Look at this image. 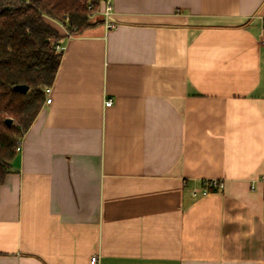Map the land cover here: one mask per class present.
Masks as SVG:
<instances>
[{
  "label": "crops",
  "instance_id": "obj_1",
  "mask_svg": "<svg viewBox=\"0 0 264 264\" xmlns=\"http://www.w3.org/2000/svg\"><path fill=\"white\" fill-rule=\"evenodd\" d=\"M110 5V29L52 22L61 60L0 185V264H264V0ZM205 179L223 190L194 195Z\"/></svg>",
  "mask_w": 264,
  "mask_h": 264
},
{
  "label": "trees",
  "instance_id": "obj_2",
  "mask_svg": "<svg viewBox=\"0 0 264 264\" xmlns=\"http://www.w3.org/2000/svg\"><path fill=\"white\" fill-rule=\"evenodd\" d=\"M104 0H0V185L16 148L42 108L61 60L53 25L79 34ZM28 87L26 93L13 90ZM6 119L12 123L7 126Z\"/></svg>",
  "mask_w": 264,
  "mask_h": 264
},
{
  "label": "built area",
  "instance_id": "obj_3",
  "mask_svg": "<svg viewBox=\"0 0 264 264\" xmlns=\"http://www.w3.org/2000/svg\"><path fill=\"white\" fill-rule=\"evenodd\" d=\"M103 5V10L97 11V14L103 19L104 25L107 29L113 28L114 25L109 21V16L111 15L112 7L110 5V0H104L102 3ZM62 26V25H61ZM63 27V26H62ZM66 35H72L69 33L64 27H63ZM56 49L61 50L62 48L59 45H56ZM45 95H46V100L45 103L48 104L51 102V99L49 98L50 94V88H46L44 90ZM112 101L108 100L105 102L106 106H111ZM20 148L19 146L16 148V151H18ZM224 188V183L222 180L219 179H205L201 182V188L199 191H194L193 194L197 195H206L208 193H213V192H221ZM90 263L91 264H98V259L97 256H92L90 258Z\"/></svg>",
  "mask_w": 264,
  "mask_h": 264
},
{
  "label": "water",
  "instance_id": "obj_4",
  "mask_svg": "<svg viewBox=\"0 0 264 264\" xmlns=\"http://www.w3.org/2000/svg\"><path fill=\"white\" fill-rule=\"evenodd\" d=\"M13 90L20 92V93H26L28 91V87L25 85H17L15 87H13ZM5 123L7 126H10L12 121H11V119H6Z\"/></svg>",
  "mask_w": 264,
  "mask_h": 264
},
{
  "label": "rangeland",
  "instance_id": "obj_5",
  "mask_svg": "<svg viewBox=\"0 0 264 264\" xmlns=\"http://www.w3.org/2000/svg\"><path fill=\"white\" fill-rule=\"evenodd\" d=\"M90 21H97L99 20V15L97 14V12L91 13L89 16Z\"/></svg>",
  "mask_w": 264,
  "mask_h": 264
}]
</instances>
